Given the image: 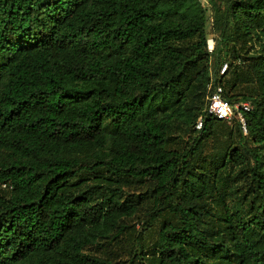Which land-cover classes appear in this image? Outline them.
Segmentation results:
<instances>
[{"label":"trees","instance_id":"16d2710c","mask_svg":"<svg viewBox=\"0 0 264 264\" xmlns=\"http://www.w3.org/2000/svg\"><path fill=\"white\" fill-rule=\"evenodd\" d=\"M206 1L0 0V264H264V0Z\"/></svg>","mask_w":264,"mask_h":264},{"label":"built area","instance_id":"2783aa9c","mask_svg":"<svg viewBox=\"0 0 264 264\" xmlns=\"http://www.w3.org/2000/svg\"><path fill=\"white\" fill-rule=\"evenodd\" d=\"M214 47V40L207 38V49L212 51ZM228 64L224 62L219 74L222 75L226 72ZM208 95L206 97V109L205 112L217 119L224 120L228 123L238 121L244 132H246V122L243 112L248 111L251 105L247 101L231 103L226 99L224 94V88L220 82H214L213 79L207 83ZM202 126V116L198 118L195 123V129H200Z\"/></svg>","mask_w":264,"mask_h":264},{"label":"rangeland","instance_id":"374dc122","mask_svg":"<svg viewBox=\"0 0 264 264\" xmlns=\"http://www.w3.org/2000/svg\"><path fill=\"white\" fill-rule=\"evenodd\" d=\"M201 5L203 7H207V1L206 0H199ZM209 14V12H208ZM206 32H207V38H212L213 40H217V34L216 32H214V30L212 29V26H211V19L209 18V22L207 24V28H206ZM209 61H210V64L212 63L213 64V56H211L209 58Z\"/></svg>","mask_w":264,"mask_h":264}]
</instances>
